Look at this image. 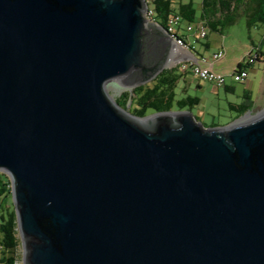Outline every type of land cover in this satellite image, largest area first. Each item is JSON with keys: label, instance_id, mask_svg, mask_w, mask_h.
Masks as SVG:
<instances>
[{"label": "water", "instance_id": "water-1", "mask_svg": "<svg viewBox=\"0 0 264 264\" xmlns=\"http://www.w3.org/2000/svg\"><path fill=\"white\" fill-rule=\"evenodd\" d=\"M147 10L0 0V172L22 264H264V111L206 128L107 93L168 67L172 40Z\"/></svg>", "mask_w": 264, "mask_h": 264}, {"label": "trees", "instance_id": "trees-1", "mask_svg": "<svg viewBox=\"0 0 264 264\" xmlns=\"http://www.w3.org/2000/svg\"><path fill=\"white\" fill-rule=\"evenodd\" d=\"M199 1L154 0L150 7L154 10L155 21L164 28L175 14H180L185 23L202 21L208 28L218 32L234 25L242 16L246 18L249 27L264 24V0ZM254 51L259 55L258 61H262L264 50L260 46H255ZM247 66L250 65L239 64L237 70H246ZM182 76L178 68L165 69L152 82L136 87L132 92L122 93L116 102L140 118L152 113L189 109L198 105L200 99L192 96L178 98L177 85ZM254 104L251 92L247 91L243 95L242 103L230 104V109L238 113L235 118L238 119L248 113ZM11 186L9 177L0 172V264H21L22 261Z\"/></svg>", "mask_w": 264, "mask_h": 264}, {"label": "rangeland", "instance_id": "rangeland-1", "mask_svg": "<svg viewBox=\"0 0 264 264\" xmlns=\"http://www.w3.org/2000/svg\"><path fill=\"white\" fill-rule=\"evenodd\" d=\"M196 1L200 2L199 0ZM255 46H260L264 50V24L249 27L244 16L222 32L207 28V37H199L191 44L190 52L192 54L195 52L206 59L222 52L223 56L215 62L214 70L225 76L227 84H231L235 88V92L228 91L224 86L217 87L208 81H202L190 74L181 73L182 77L188 76L190 84L187 88L183 81L178 82V98L192 96L200 99L198 105L186 110H190L194 117L206 128L227 126L240 119L241 117L235 119L238 113L230 109V104L242 103V97L247 91L252 92V99L255 103L248 114L257 116L264 111V56L262 61L246 67L248 72L247 81L239 83L233 77L239 64L247 65V56L254 50ZM124 92H128V90L121 91L119 84L116 82H111L107 86V93L113 101H116ZM246 116L244 115L242 118ZM20 255L22 260V243L20 245Z\"/></svg>", "mask_w": 264, "mask_h": 264}, {"label": "built area", "instance_id": "built-area-1", "mask_svg": "<svg viewBox=\"0 0 264 264\" xmlns=\"http://www.w3.org/2000/svg\"><path fill=\"white\" fill-rule=\"evenodd\" d=\"M154 0H147L148 10L146 18L151 23L158 24L154 19V10L150 7V3ZM169 28H165V33L172 40L171 55L168 66L171 68H178L182 74H190L202 81L213 83L217 87L225 86V76L217 73L214 70V64L223 56L222 52L213 55V57L206 59L198 57L196 59L194 54L190 52L191 44L199 37H207V26L204 22L198 21L196 23H185L180 14L173 15L169 20ZM193 37V39H191ZM259 60V55L254 50L247 56V64L253 65ZM234 80L243 83L248 79V72L245 69L237 70L233 74Z\"/></svg>", "mask_w": 264, "mask_h": 264}, {"label": "crops", "instance_id": "crops-1", "mask_svg": "<svg viewBox=\"0 0 264 264\" xmlns=\"http://www.w3.org/2000/svg\"><path fill=\"white\" fill-rule=\"evenodd\" d=\"M191 39H193V37H191ZM193 53H194V55L197 56V57H202V56L196 54L195 52H193ZM182 78H183V79H182ZM182 78H181L180 81H183L184 84H185V85L187 86V88H188V87H189V84H190L189 79H188V76H184V77H182ZM224 87H226V89H227L228 91L235 92V88H234L231 84H227V82H226V84H225ZM250 92H251V91H250ZM251 97H252V92H251ZM242 98H243V97H242Z\"/></svg>", "mask_w": 264, "mask_h": 264}, {"label": "bare ground", "instance_id": "bare-ground-1", "mask_svg": "<svg viewBox=\"0 0 264 264\" xmlns=\"http://www.w3.org/2000/svg\"><path fill=\"white\" fill-rule=\"evenodd\" d=\"M166 28H169V21H168V23H167V25H166ZM167 69H169V66H168ZM118 89H119V88H118ZM251 117H252V116H251L250 114H248L245 118L242 119V121L250 120ZM153 119H154V118L140 119V120H136L135 122H139V123L152 122Z\"/></svg>", "mask_w": 264, "mask_h": 264}]
</instances>
